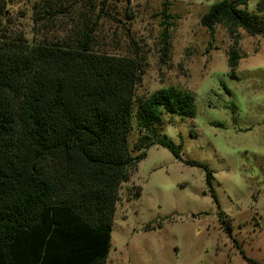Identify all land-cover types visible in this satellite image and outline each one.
I'll list each match as a JSON object with an SVG mask.
<instances>
[{"label":"rangeland","instance_id":"374dc122","mask_svg":"<svg viewBox=\"0 0 264 264\" xmlns=\"http://www.w3.org/2000/svg\"><path fill=\"white\" fill-rule=\"evenodd\" d=\"M221 1L0 0L3 39L73 47L89 31L96 53L137 54L134 112L160 89L194 97L195 115L164 113L155 138L132 119L130 154L145 157L119 189L106 264H264V35L223 23L210 33L201 18ZM163 138L181 145L179 158Z\"/></svg>","mask_w":264,"mask_h":264},{"label":"trees","instance_id":"16d2710c","mask_svg":"<svg viewBox=\"0 0 264 264\" xmlns=\"http://www.w3.org/2000/svg\"><path fill=\"white\" fill-rule=\"evenodd\" d=\"M245 1L212 5L202 26L264 35V0L255 12L238 7ZM91 41L89 31L73 47L0 37V264H106L119 189L145 157L130 154L132 119L155 138L164 113L195 115L194 97L175 87L157 90L134 112L140 57L99 54ZM228 58L233 70L237 51ZM158 144L179 158L181 145ZM196 165L210 185L211 172Z\"/></svg>","mask_w":264,"mask_h":264}]
</instances>
